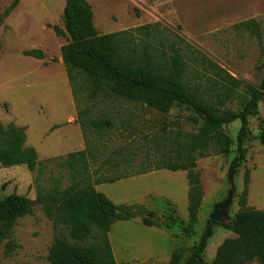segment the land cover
<instances>
[{
	"label": "rangeland",
	"instance_id": "374dc122",
	"mask_svg": "<svg viewBox=\"0 0 264 264\" xmlns=\"http://www.w3.org/2000/svg\"><path fill=\"white\" fill-rule=\"evenodd\" d=\"M86 1L92 8L99 35L158 23L160 29L167 28L181 36L233 77L253 85L260 82L264 71V0ZM65 2L19 0L0 25V124L25 128L26 145L38 157L33 171L26 166L0 167V199L16 194L35 202L38 187L50 189L52 179H59L61 188L71 184L68 173L49 159L84 149L81 129L75 123L79 111L85 110L88 118L108 117L117 125L127 120L145 128L146 143L140 134L139 139H133L113 132L109 148L113 153L119 150L115 158L129 157L141 148L139 144H145L146 154L141 153L140 159L151 163L167 150L168 138H173L169 135L163 144H154L150 124L156 115L144 106L103 93L91 97L92 88L87 84L78 86L79 92L73 98L60 53L69 39L57 37L52 29L63 28ZM11 3L12 0H0V13ZM35 49L43 52V59L25 56V52ZM227 109L236 113L241 102L235 101ZM164 118L173 130L195 133L201 126L199 118L181 106H174ZM240 126L235 121L223 129L232 141L230 155L196 162L203 197L192 229L187 228L190 185L186 172L160 170L96 187L115 205L138 204L153 213L151 227L136 218L110 228L107 236L116 264H166L174 253L186 260L215 206L234 190L227 217L218 222L203 255L204 263L211 264L222 243L236 237L231 220L242 212L264 211V146L258 141L264 129V100L258 105L257 115L249 119L246 160L230 180L228 168L235 156ZM246 171L250 177L247 187L243 183ZM244 188L247 196L241 205ZM60 233L59 226L50 222L35 203L31 215L16 221L12 239L20 247L6 257L7 240L0 242V264H47L53 239Z\"/></svg>",
	"mask_w": 264,
	"mask_h": 264
},
{
	"label": "trees",
	"instance_id": "16d2710c",
	"mask_svg": "<svg viewBox=\"0 0 264 264\" xmlns=\"http://www.w3.org/2000/svg\"><path fill=\"white\" fill-rule=\"evenodd\" d=\"M18 5L19 0H12L0 13V25ZM240 25L243 24L236 26ZM52 29L57 37L69 39L60 53L73 98L79 92L77 87L87 84L92 88L91 97L103 93L139 104L156 115L150 124L154 144H163L169 135L173 138H168L167 150L151 163L140 159L141 153L146 154L145 144H139L141 148L129 157L115 158L119 150L113 153L109 148L113 132L133 139H139L140 134L146 143L145 128L127 120L117 125L108 117L88 118L85 110L79 111L75 123L81 129L84 149L49 159L68 173L71 184L61 188L60 180L52 179L50 189L38 187L35 202L16 194L0 199V242L7 240L4 255L9 257L20 247L12 239L16 221L31 215L36 203L61 231L53 239L47 264H116L107 236L110 228L136 218L151 227L153 213L138 204L115 205L96 187L160 170L187 173V228L192 229L203 197L196 162L230 155L232 141L223 129L239 121L235 156L228 168V178L236 177L246 160L249 119L257 115L258 105L264 100V71L258 85L237 79L181 36L167 28L160 29L158 23L99 35L86 0H66L63 28ZM25 56L44 58L39 49L27 51ZM235 101L241 102V109L228 112V106ZM174 106L185 107L199 118L197 132L170 127L164 115ZM258 141L264 146V129ZM37 164L35 150L26 145L25 128L0 124V167L26 166L33 171ZM249 181L246 171V187ZM246 196L244 188L241 205ZM219 225L209 219L187 259L183 261L180 254L174 253L166 264H205L203 255ZM230 227L236 237L222 243L211 264H264V211L239 213Z\"/></svg>",
	"mask_w": 264,
	"mask_h": 264
},
{
	"label": "water",
	"instance_id": "95a60500",
	"mask_svg": "<svg viewBox=\"0 0 264 264\" xmlns=\"http://www.w3.org/2000/svg\"><path fill=\"white\" fill-rule=\"evenodd\" d=\"M234 190L230 191L228 193V198L222 203L217 204L214 208L213 214L210 216V220L219 222L222 219L227 217V209L231 204V199L233 196Z\"/></svg>",
	"mask_w": 264,
	"mask_h": 264
},
{
	"label": "crops",
	"instance_id": "0c3cea01",
	"mask_svg": "<svg viewBox=\"0 0 264 264\" xmlns=\"http://www.w3.org/2000/svg\"><path fill=\"white\" fill-rule=\"evenodd\" d=\"M260 8H261V7H260ZM248 11H249V13H252V10L249 9ZM256 12H258V10H257ZM249 13H248V14H249Z\"/></svg>",
	"mask_w": 264,
	"mask_h": 264
}]
</instances>
